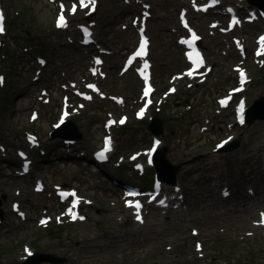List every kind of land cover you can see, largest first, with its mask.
<instances>
[{
    "label": "rangeland",
    "instance_id": "obj_1",
    "mask_svg": "<svg viewBox=\"0 0 264 264\" xmlns=\"http://www.w3.org/2000/svg\"><path fill=\"white\" fill-rule=\"evenodd\" d=\"M149 1L156 15L149 23L153 43L154 80L160 88L165 89L168 85V78L182 67L173 31L177 25L176 12L180 6L185 4L186 0ZM3 3L8 15V32L7 35L1 37L3 43L12 42L13 45H16L18 40L23 37L27 43L33 46L30 55L33 53L49 55L52 61L69 69L82 67L86 62V58L81 57L82 49L76 42L67 46L52 45L53 41L59 39L67 42L68 32L54 30L52 27L54 8L46 0H5ZM18 6L20 13L16 16L14 13ZM133 13L134 11L130 7L124 6L123 0H101L98 15L94 16L99 22L98 38L117 50V53L109 58L114 66L108 67V77L103 81V86H113L114 88L110 92L125 96V109H130L133 106L139 94V85L131 74L125 76L117 74L118 60L122 54L123 44L126 43L127 38L133 36V31L123 30L120 23L125 22ZM217 14L209 13L207 16L192 17V21L203 30L205 35L203 45L209 62L214 65L207 84L201 87V90L195 91V99L188 103L183 98V91L177 92L175 95L180 94L166 104L162 110V113L166 111L164 117L161 116L164 119L161 120L163 124H161L160 134L167 139L165 143L166 157L171 163L182 162L197 153L204 155L203 158L193 163L182 165L177 173L180 182L184 183L189 203V210L184 218L172 217L162 223L153 214H150L148 222L139 226L127 216L128 212L122 209L117 200L116 188L111 186V178H106L107 172H109L114 178L121 177L123 180L134 183L137 175L119 174V170H115L113 173V165L99 170L90 164L88 153L85 157L77 158L78 163L61 162L58 155L52 156L46 164L37 165L34 163V174L30 179L40 175L46 177L49 183H61L71 179L70 184L77 185L84 195L94 200L93 205L86 207L87 221L75 225H64L54 233L41 230L35 224L36 217L45 208L43 204L48 201L46 200L47 195L43 194L38 198L30 196L31 184L24 181L22 182L24 196L21 202L28 210L27 219L19 220L9 211V203L14 198L12 192L19 185L8 178L10 183H0V204L5 212V218L0 226V264L5 263V260H1L4 256L8 257L12 264L15 263L13 250L22 241L34 243L41 255L62 258L60 261L44 259L40 264H180L178 259L171 260L169 256H165L161 245L162 243H188L187 238L194 239L189 233L191 227H197L200 230V236L197 238L204 242L205 259L200 261L201 264H264V232L258 231L254 236H245V232L250 231L256 209L264 208V171H262L264 162L260 158L259 145L261 131L264 129V120H256L238 130L236 140L239 146L236 149L224 152V155L219 159L215 158L211 152L214 141L229 133L228 125L226 127V124L221 122L227 120L230 114L225 111L222 115L216 116L214 99L221 95L229 85L227 79L231 73L230 67L237 62L233 54L225 56L221 53V51L225 52L223 45L230 42L229 37L210 38L208 36L206 23L214 16H218ZM21 15L24 23H34L32 27L28 26L30 28L27 29V34L24 33L21 26ZM80 16L81 14L78 15V17ZM34 26H36V30L33 28ZM255 28V24L247 25L236 34L242 33L247 39V46H250ZM37 31H44L45 34L42 37L45 36V39L48 38V40L44 41L43 39L42 42L34 40L32 37L36 36ZM55 44H59V42L56 41ZM24 60L28 61L20 71L21 83L18 86L21 91L24 88V82H29L30 73L35 67L31 59L25 56ZM15 74L18 77L19 71H16ZM81 76L82 74L72 71L69 74V79L76 80ZM258 77L256 76L254 85L247 93L250 102L264 94ZM48 78L49 76L46 75L41 83H46ZM51 88L55 90L57 86L52 84ZM27 90L24 96L28 95L29 88ZM34 92L31 97L33 99L36 95V91ZM28 99L18 95L10 98V106L13 108L10 109L8 106L4 112L3 123L12 126L14 133L10 132L8 135L5 130H0V143L8 146L7 157L0 159V167L5 166L0 169L1 174L5 170L11 173L10 167H14L12 165L14 162L15 167H18L19 160L15 150L22 148L25 142L22 133L20 136H16L15 131L21 128L24 123L27 124L28 107L26 104H28ZM102 105L110 108L112 103L107 101ZM189 107L191 109H188ZM54 112L55 109L48 115L44 113L40 121L38 128L42 139L46 138L47 132L50 130ZM89 112L87 111L75 120L78 124V133L81 134L82 146L86 150L99 144L100 119L97 115H91ZM211 114L216 119L215 124H220L223 128L214 125L209 131H200V126L206 124V117H210ZM172 115L176 117L171 118ZM153 119L154 114L151 112L144 121L139 123L140 125L131 122L126 133L118 135L116 143L118 153L147 146L152 133L146 128ZM141 136L142 139L139 138ZM9 137L14 141L9 140ZM210 163L213 166L207 168L206 166ZM43 166L44 168H42ZM220 166L228 170L227 176L223 172L220 176L225 177L223 184L233 188L230 199L220 198L219 189H213L208 179L209 171ZM146 184L149 185V183ZM247 187L252 188V196H249ZM32 201L38 202V204L34 206ZM122 214H124L123 219L121 218ZM11 229H16L18 234L12 236L9 232ZM123 243L134 244L124 250L121 247ZM76 251H78V256L73 259L72 256ZM145 254L146 260L142 261ZM169 254L175 257V246ZM139 256H142L141 259H138ZM193 261L192 259L191 262ZM182 263L189 264L185 261Z\"/></svg>",
    "mask_w": 264,
    "mask_h": 264
},
{
    "label": "snow or ice",
    "instance_id": "obj_2",
    "mask_svg": "<svg viewBox=\"0 0 264 264\" xmlns=\"http://www.w3.org/2000/svg\"><path fill=\"white\" fill-rule=\"evenodd\" d=\"M213 2L215 3V2H218V0H213ZM79 5H80V7H82V8H84V7H88L89 5H92V6H94L95 5V0H79ZM61 9H62V11H63V5H61ZM71 11V13L72 14H74L75 13V11H76V5L74 4L73 6H72V9L70 10ZM234 23L236 22V21H233ZM57 26L58 27H62V26H66V21H65V19H64V16H63V14H61V16H59L58 17V24H57ZM4 31V28H3V16L2 15H0V33H2ZM195 39H197V37H195V35H193V40H195ZM144 43L145 42H143L142 41V43H141V50H140V52L137 54V55H143V53H144ZM189 43H191V42H189ZM259 43L262 45V48H261V52H264V37H261L260 38V41H259ZM261 52H258L257 54L259 55V54H261ZM191 58V57H190ZM196 62H199V57H198V55H197V60H196ZM96 63H100V61L99 60H97L96 61ZM147 67V65H145V68ZM188 75H191V73H188ZM243 72H241V79L243 80ZM89 87H92V86H89ZM146 95H147V92L145 93ZM143 109H141V113L139 114V115H142L143 114ZM121 122H123V121H121ZM158 143V142H157ZM106 150H107V146H106ZM149 155H150V153H149ZM101 156H103V153H101ZM75 205H73V207H74ZM126 206H129V207H135V208H137V209H139V207H140V205L139 204H135V205H132V204H126ZM69 214L71 215L72 213H71V211L69 212ZM137 219H139V215L137 214ZM43 223V222H42ZM262 223H264V214H262Z\"/></svg>",
    "mask_w": 264,
    "mask_h": 264
},
{
    "label": "bare ground",
    "instance_id": "obj_3",
    "mask_svg": "<svg viewBox=\"0 0 264 264\" xmlns=\"http://www.w3.org/2000/svg\"><path fill=\"white\" fill-rule=\"evenodd\" d=\"M260 3L261 4H264V0H261L260 1ZM3 9H4V7H3ZM4 12H5V14H6V11H5V9H4ZM18 71V70H17ZM34 74V71L31 73V76ZM39 75H40V72H39ZM41 81V80H40ZM39 81V82H40ZM17 95V94H16ZM254 106V105H253ZM41 115L42 116H44V113L42 114L41 113ZM40 116V115H39ZM39 116L37 117V119H39ZM36 119V120H37ZM67 144V146H70V147H72V146H74V144H72V143H66ZM51 145H49L48 147H47V151L49 150V151H52V152H54V151H56V153L55 154H57L58 155V153H59V150L62 148V146L59 144V143H54V147H50ZM53 148H56V149H54L53 150ZM36 153L37 152H35L34 153V159H35V155H36ZM50 156H52V155H50ZM49 157V156H48ZM47 158V157H46ZM60 160H63V162H66V161H69L70 159H64V158H60ZM49 161V160H48ZM77 161H79V160H77ZM48 163H50V162H48ZM43 164H46V163H43ZM43 164H41V165H43ZM40 165V164H39ZM173 172H174V170L172 169V168H169V170L167 171V172H165V174L163 175V178L166 180V181H171V176H172V174H173ZM124 185H130V181L129 180H124ZM216 184H214V186L213 187H215L216 188ZM117 189H119V188H117Z\"/></svg>",
    "mask_w": 264,
    "mask_h": 264
},
{
    "label": "water",
    "instance_id": "obj_4",
    "mask_svg": "<svg viewBox=\"0 0 264 264\" xmlns=\"http://www.w3.org/2000/svg\"><path fill=\"white\" fill-rule=\"evenodd\" d=\"M253 2H257L256 0H252ZM254 111L256 110V114L254 113L253 117L254 119L260 118L263 119L264 118V97H262L259 101L258 104L254 107ZM42 257L46 258V256L44 255H39V257L37 258V263H39L42 260Z\"/></svg>",
    "mask_w": 264,
    "mask_h": 264
}]
</instances>
